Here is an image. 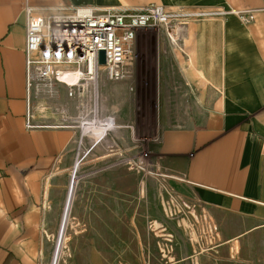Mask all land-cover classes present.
<instances>
[{"label": "crops", "instance_id": "0c3cea01", "mask_svg": "<svg viewBox=\"0 0 264 264\" xmlns=\"http://www.w3.org/2000/svg\"><path fill=\"white\" fill-rule=\"evenodd\" d=\"M150 3L239 13L229 22L241 39H205L201 23L193 24L182 50L153 65L145 91L181 93L172 103L186 110L177 126L145 138L158 175L148 178L167 185L197 221L208 246L200 243L194 264H264V0H0V264H47L82 137L75 123L88 106L63 83L28 90L25 7ZM122 93L111 137L136 157L134 97ZM98 155L84 163L80 217L96 235H136L138 172L115 153Z\"/></svg>", "mask_w": 264, "mask_h": 264}, {"label": "rangeland", "instance_id": "374dc122", "mask_svg": "<svg viewBox=\"0 0 264 264\" xmlns=\"http://www.w3.org/2000/svg\"><path fill=\"white\" fill-rule=\"evenodd\" d=\"M168 8L175 17L169 33L161 28H148L138 32L134 48L135 62L132 77L123 81H110L103 77L105 80H101L100 90L97 91L99 117L113 119L115 114L124 112V109L120 111L121 100L119 101L116 96L123 95V91H127L128 94L132 93L135 103L133 114L136 115L138 123V149L140 150L138 155L136 157L126 156L111 137L113 130L108 131L98 143L96 136L83 135L81 126L83 118L75 123L79 126L78 129L83 136L81 145H79V140L75 156V163L77 160L80 161V167L76 173L77 185L66 231V247L59 264H194L193 256L199 250L200 243L202 242L204 247L208 246L205 237L200 235L201 229H198L197 221L185 206L184 201L176 193L168 190L167 185L164 186L159 180H153V182L148 178L158 175L152 171L148 141L145 138L157 135L158 131L166 126H177L178 116L182 115L186 108L172 102L177 100L181 93H154L145 91V88L147 80L151 78L153 65L164 63V60L161 61L163 53L168 51L173 57V51L182 50V39H187L186 31L190 25L201 23L202 33L206 32L205 39H241L242 36L236 32L235 25L231 27L229 22V19H236L239 13L223 7L205 5L169 6ZM158 41H166V43L162 44ZM170 57H167L166 65L170 62L175 64ZM171 70L173 71L174 68L172 67ZM128 80L131 81L129 84L125 82ZM124 83L128 86L123 85ZM168 95L171 101L165 103V107H161L163 96L167 98ZM94 99L91 96H89L90 101L88 98L85 99L90 106L86 107L87 111L82 115L83 117L93 115ZM97 152L99 155L115 153L120 161L138 172L136 235L120 237L96 235L93 234L96 233V229H92L88 221L83 222L80 217L82 181L88 179V166L86 165L97 161ZM144 153L148 154L146 158H148L149 167L137 170L136 167L131 166L130 159L145 157ZM71 180L72 173L69 179L68 195ZM63 217L58 221L54 237H51V253L47 264L53 263Z\"/></svg>", "mask_w": 264, "mask_h": 264}, {"label": "built area", "instance_id": "2783aa9c", "mask_svg": "<svg viewBox=\"0 0 264 264\" xmlns=\"http://www.w3.org/2000/svg\"><path fill=\"white\" fill-rule=\"evenodd\" d=\"M46 9L45 13L34 6L25 7L27 88L36 85L52 92L56 83H63L70 97L84 100L96 97L103 77L110 81L132 77L140 30L161 28L169 33L175 20L174 13L161 3ZM102 50L105 63L100 61ZM27 126H35L30 118ZM144 156L130 159L131 166L137 170L149 167L148 154Z\"/></svg>", "mask_w": 264, "mask_h": 264}, {"label": "bare ground", "instance_id": "6f19581e", "mask_svg": "<svg viewBox=\"0 0 264 264\" xmlns=\"http://www.w3.org/2000/svg\"><path fill=\"white\" fill-rule=\"evenodd\" d=\"M97 95L95 97L94 105H93V115L91 117H85L82 120V132L83 135H94L97 138L98 143L104 138V136L107 134L108 131L113 130L116 128L117 124L113 118H100L99 112H98V103H97ZM90 111V110H89ZM83 118V117H82ZM119 126V125H118ZM79 127V126H78ZM83 140V136L80 139L79 145H81ZM80 167V161H76L73 172H72V180H71V186L69 190V195L67 198L65 210H64V217L60 229V233L58 235L57 239V246L55 249V254L53 258L52 264H59L60 258L62 256V253L64 251V248L66 247L65 243L67 240V228L69 225L70 217H71V211H72V205L75 199V188L77 185L76 181V173L78 168ZM71 223V222H70Z\"/></svg>", "mask_w": 264, "mask_h": 264}, {"label": "water", "instance_id": "95a60500", "mask_svg": "<svg viewBox=\"0 0 264 264\" xmlns=\"http://www.w3.org/2000/svg\"><path fill=\"white\" fill-rule=\"evenodd\" d=\"M100 61L101 63H105L106 61L105 52L103 50L100 52Z\"/></svg>", "mask_w": 264, "mask_h": 264}]
</instances>
